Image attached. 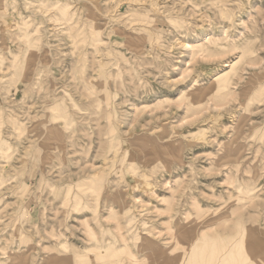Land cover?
Wrapping results in <instances>:
<instances>
[{
  "label": "rangeland",
  "instance_id": "374dc122",
  "mask_svg": "<svg viewBox=\"0 0 264 264\" xmlns=\"http://www.w3.org/2000/svg\"><path fill=\"white\" fill-rule=\"evenodd\" d=\"M16 56L0 264H84L82 243L123 246L108 264H264V0H0ZM26 170L73 176L71 236L3 192Z\"/></svg>",
  "mask_w": 264,
  "mask_h": 264
},
{
  "label": "crops",
  "instance_id": "0c3cea01",
  "mask_svg": "<svg viewBox=\"0 0 264 264\" xmlns=\"http://www.w3.org/2000/svg\"><path fill=\"white\" fill-rule=\"evenodd\" d=\"M31 40L27 39V43L29 46H27V50L22 51L21 53H27L29 49H31ZM29 48V49H28ZM37 49V48H36ZM9 59V58H8ZM8 59H4L3 57H0V70H11L8 75H12L11 77H6L4 83L0 84L3 85V88L0 86V125L4 127L7 126L10 122V115L5 111V99L8 97L9 94H16L17 91H21L24 83L22 81H26L27 78L25 73L20 72V69L23 68V64L21 61H19V56L13 57L11 61V68L4 67L5 61H8ZM17 64V65H15ZM19 65V66H18ZM20 66H22L20 68ZM25 70V69H24ZM11 78V79H10ZM23 81V82H24ZM6 86V87H5ZM15 92V93H13ZM57 116V115H55ZM19 166H35L37 165L36 159L26 161L19 160V163H17ZM7 175L6 181L8 182L7 186L3 190V192H7L8 195H12L13 197H18V199H24V207L28 211V214H32L33 219V232L36 233L37 231L40 233H45V230L48 231H58L62 230L67 236H71V230L73 228H77L75 225V197H74V187H73V176L70 177V175L66 179H58L60 185L54 183V181H51L47 179V175L44 173L37 172L34 175L26 170L24 173V176H21L20 174H15L14 176ZM52 176V175H49ZM53 178V177H52ZM60 187L57 193H53V188ZM61 193V194H59ZM61 197L60 200H58L57 197ZM88 205H91L88 207L89 209L98 211V206L92 205L91 202L88 203ZM82 206L81 202L77 205L78 208ZM100 213V210H99ZM98 213V215H99ZM71 215V217H70ZM93 217V216H92ZM89 221L91 220V217L88 216ZM98 222V220H97ZM92 223L91 228L98 230V226L95 225L94 221H91ZM98 225L101 226L100 229L104 227V224L102 222H98ZM32 232V233H33ZM37 232V233H38ZM36 233V234H37ZM51 233V232H50ZM19 239V244L21 242V239ZM52 244H50V247H52ZM88 245L82 243L77 244V248H79L82 251V254L80 255V260L86 264V261H89L90 264H108L106 262L110 261V258L112 256H117L118 254L122 253V251H125V248L123 246H116V245H102L97 249L96 252H94L95 247H87ZM24 248V249H22ZM26 246L20 247L19 249H22L25 251ZM45 257V255H43ZM43 257V258H44ZM47 257V256H46ZM49 258H51V255H49ZM47 259V258H46ZM105 262V263H104ZM110 264V263H109Z\"/></svg>",
  "mask_w": 264,
  "mask_h": 264
},
{
  "label": "bare ground",
  "instance_id": "6f19581e",
  "mask_svg": "<svg viewBox=\"0 0 264 264\" xmlns=\"http://www.w3.org/2000/svg\"><path fill=\"white\" fill-rule=\"evenodd\" d=\"M3 2H1V4H2ZM32 3V2H31ZM15 4V3H14ZM2 6V5H1ZM65 8V7H64ZM5 11V10H4ZM34 16V15H33ZM205 51V50H204ZM231 52V51H230ZM218 53V52H217ZM220 53V52H219ZM216 55H218V54H216ZM219 56V55H218ZM250 64V63H249ZM234 67V66H233ZM51 114V113H50ZM43 128V127H42ZM54 129V128H53ZM46 142V141H45ZM43 151V150H42ZM78 186V185H77ZM97 188V187H96Z\"/></svg>",
  "mask_w": 264,
  "mask_h": 264
}]
</instances>
